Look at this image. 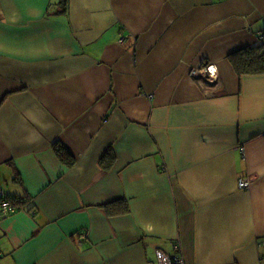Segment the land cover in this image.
Instances as JSON below:
<instances>
[{
  "label": "crops",
  "instance_id": "obj_1",
  "mask_svg": "<svg viewBox=\"0 0 264 264\" xmlns=\"http://www.w3.org/2000/svg\"><path fill=\"white\" fill-rule=\"evenodd\" d=\"M61 2L0 0V264H264V0Z\"/></svg>",
  "mask_w": 264,
  "mask_h": 264
},
{
  "label": "trees",
  "instance_id": "obj_2",
  "mask_svg": "<svg viewBox=\"0 0 264 264\" xmlns=\"http://www.w3.org/2000/svg\"><path fill=\"white\" fill-rule=\"evenodd\" d=\"M61 1V3L64 2V0ZM232 63V66H234L238 74L264 73V38L259 40L258 44L245 47L235 53L234 57H232ZM53 147L61 157L60 159L66 162L67 165H71L73 163V158H70L69 155L62 150V147L58 144V142H54ZM104 160L107 162V165H110L112 159H110L109 153H107L106 159ZM4 197L9 199L16 206V208L21 205V200L16 197L10 195H4ZM125 203H127L126 200L120 199L117 203L112 204L114 211H111L110 205L106 208V211L109 213L111 211L113 214L126 213L128 211V207Z\"/></svg>",
  "mask_w": 264,
  "mask_h": 264
},
{
  "label": "built area",
  "instance_id": "obj_3",
  "mask_svg": "<svg viewBox=\"0 0 264 264\" xmlns=\"http://www.w3.org/2000/svg\"><path fill=\"white\" fill-rule=\"evenodd\" d=\"M263 36H264V34L262 33L261 37H263ZM122 40H123V37L120 38V41H122ZM199 71H200V69L194 70L191 72V74L196 75L197 72H199ZM203 71H205L207 79H211V78H214L216 76L217 68L215 67V65L210 64L208 66H205ZM254 179H255L254 176H247V175L240 176L237 179V187L240 189H247L248 186H250L251 183L254 181ZM15 208H16V206L9 199L4 197V192L0 188V218L5 217V216L13 213L14 211H16ZM82 237H83V235H82ZM154 252H155L154 255H155V259L157 261L156 262L157 264H185L184 258L178 252L175 254H169V253L162 251L161 249H157Z\"/></svg>",
  "mask_w": 264,
  "mask_h": 264
},
{
  "label": "rangeland",
  "instance_id": "obj_4",
  "mask_svg": "<svg viewBox=\"0 0 264 264\" xmlns=\"http://www.w3.org/2000/svg\"><path fill=\"white\" fill-rule=\"evenodd\" d=\"M237 179H238V178H237ZM253 182H254V181H253ZM253 182H252L251 184H253ZM236 184H237V180H236ZM250 186H251V185H250ZM248 188H249V186H248ZM248 188H247V189H248ZM3 192H4V191H3ZM4 195H5V193H4Z\"/></svg>",
  "mask_w": 264,
  "mask_h": 264
}]
</instances>
